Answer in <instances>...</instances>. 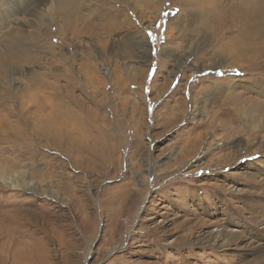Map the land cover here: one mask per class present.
Wrapping results in <instances>:
<instances>
[{"label":"rangeland","instance_id":"1","mask_svg":"<svg viewBox=\"0 0 264 264\" xmlns=\"http://www.w3.org/2000/svg\"><path fill=\"white\" fill-rule=\"evenodd\" d=\"M71 1L0 0V264H264L262 32Z\"/></svg>","mask_w":264,"mask_h":264},{"label":"bare ground","instance_id":"2","mask_svg":"<svg viewBox=\"0 0 264 264\" xmlns=\"http://www.w3.org/2000/svg\"><path fill=\"white\" fill-rule=\"evenodd\" d=\"M57 2H58V0H57ZM235 2L236 3L233 4V6L231 8L234 9L236 7L238 13L235 12L234 13L235 16H233V13L230 14L228 12L229 15L227 16V18L229 20L226 21V22H230V17L232 16L233 18H235V25H236L235 28L237 29V32L240 30V32H239L240 36L237 35L238 44L235 47V49H233V51L230 49L231 51L228 54L229 57H233V58L242 56L241 48H243L245 51H248V52L249 51L254 52V53L256 52V48L254 47V45H252V43H254L256 37L259 36L260 31L258 28L253 27V25L251 24V20L254 17H258L261 14V12L264 11V0H235ZM208 3H210V6L212 8L211 12L213 13V15L216 13L214 11H216L217 8H219L223 11V5H222L221 0H209ZM207 5L209 6V4H207ZM60 6H62V11L64 12L65 16H67V17L70 16V14L72 16L76 12L75 4L71 0H61V4L58 7H56L55 10H60ZM39 10H41V3L33 1V7L31 9H29L30 15L31 16L33 15V17H38ZM207 10H208V7H207ZM226 13L220 12L219 16H217V17H221V16L225 15ZM108 14H112V12H109ZM210 15H211V13L209 14V17H210ZM214 17H216V16L214 15ZM69 21H70L69 26H71V28H72V26H74V24H75V21H73L72 19H70ZM224 22H225V17H224ZM232 34H234V33H232ZM262 34L264 35V32H262ZM121 41H123V40H121ZM233 43H234V41H233ZM224 45H222V46H224ZM227 47H229V46H227ZM152 88H154V86H152ZM137 104H138V102H137ZM253 155H254V153L251 154L250 156H253ZM1 240L2 239L0 238V243H1ZM5 242L9 243L7 241H5ZM1 244L3 245V242ZM10 246L16 247L17 244L13 243L12 245H9L7 248H12Z\"/></svg>","mask_w":264,"mask_h":264},{"label":"clouds","instance_id":"3","mask_svg":"<svg viewBox=\"0 0 264 264\" xmlns=\"http://www.w3.org/2000/svg\"><path fill=\"white\" fill-rule=\"evenodd\" d=\"M253 27L258 28L260 32H264V11L258 17L251 20Z\"/></svg>","mask_w":264,"mask_h":264}]
</instances>
